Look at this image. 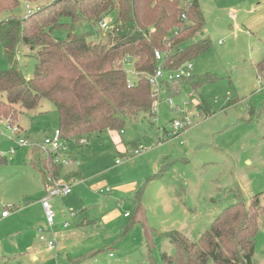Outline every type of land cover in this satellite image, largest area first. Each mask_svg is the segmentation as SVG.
I'll return each instance as SVG.
<instances>
[{
	"label": "rangeland",
	"instance_id": "rangeland-1",
	"mask_svg": "<svg viewBox=\"0 0 264 264\" xmlns=\"http://www.w3.org/2000/svg\"><path fill=\"white\" fill-rule=\"evenodd\" d=\"M261 1L199 0L205 21L194 37L209 38L210 46L191 62L193 75L207 80L196 87L184 82L180 89L192 90L209 113L197 106L191 128L159 145L158 136L170 129L172 118L168 107L159 105L157 116L139 111L123 117L124 153L107 130L84 137L86 144L75 140L68 145L75 161L61 165L57 176L72 185V192L51 200L56 253L39 239L51 236L35 204L45 195V179L32 160L43 154L16 146L21 137L36 144L51 137L58 126L56 109L41 99L36 108L23 110L10 124L17 134L0 119V152L6 154L0 157V264H160L161 254L175 252L171 233L194 242L223 208L264 192V29L241 23L251 15L247 7L256 8ZM26 9L21 5L14 13ZM8 16L0 13V20ZM96 29L90 39L104 42L108 31L99 24ZM190 47L187 41L181 49ZM35 56L36 49L23 45L15 54L13 65L27 79ZM123 66L127 80L134 82L133 64L125 61ZM6 67L0 45V69ZM11 148L15 151L8 154ZM136 149L143 152L133 156ZM5 209L9 217L2 219ZM252 260L264 264L263 228L256 232Z\"/></svg>",
	"mask_w": 264,
	"mask_h": 264
},
{
	"label": "trees",
	"instance_id": "trees-1",
	"mask_svg": "<svg viewBox=\"0 0 264 264\" xmlns=\"http://www.w3.org/2000/svg\"><path fill=\"white\" fill-rule=\"evenodd\" d=\"M42 1L0 0V13L11 15L0 20V45L8 63L0 69V119L12 124L23 110L26 113L41 99L49 100L57 112L60 136L69 145L106 130L122 138L124 116L139 111L150 114L151 89L143 72L155 69V48L170 42L181 49L191 41L190 48H182L168 62L177 67L210 46L209 38L194 37L204 25L197 0L188 13L189 24L176 36L172 32L178 25V0ZM21 5L31 8L15 14ZM104 17L112 18L113 28L104 42L91 40ZM83 27L91 32L82 31ZM21 45L36 49L28 79L13 65ZM127 56L137 72L133 84L123 66ZM206 80L193 76L189 85L196 87ZM198 107L209 113L204 101ZM32 165L43 179L46 173L59 175L61 167L37 154ZM136 200L139 211V195ZM260 228L264 229V192L252 195L248 203L237 201L223 208L194 242L178 231L171 233L175 252L161 254L160 264H254L255 235Z\"/></svg>",
	"mask_w": 264,
	"mask_h": 264
},
{
	"label": "built area",
	"instance_id": "built-area-1",
	"mask_svg": "<svg viewBox=\"0 0 264 264\" xmlns=\"http://www.w3.org/2000/svg\"><path fill=\"white\" fill-rule=\"evenodd\" d=\"M178 1V25L172 32V34L175 36L178 35L179 32H181L184 28H186L188 22V13L193 2V0ZM113 25L114 24L111 17H104L99 21V27L102 31L111 30L113 28ZM177 50L179 52L180 47L178 45H172L170 42H165L161 48H155L153 50V56L155 59L156 67L151 72H143L151 89L152 104L150 114L157 116L156 107H158L159 105L167 106L168 110L172 114V118L170 120V129L165 130L162 137L158 136L159 145H161L162 143L161 139L165 140L168 138H173L193 126L192 114L200 103L196 99L197 95L192 90L185 92L180 89L182 83L186 82L189 84V82L193 78L192 62L187 61L177 67L168 66V62L176 54ZM125 61L132 63L130 56L124 58V62ZM134 72L135 74H137L135 70ZM129 83L133 84V82ZM176 95H181V98L179 100H176ZM8 127L11 128L14 134L20 133L16 128L10 126V124H8ZM86 143L87 141L84 139V137L79 138L78 144L81 145ZM68 145L69 144L61 138L59 129L57 128L53 131V135L51 137H47L44 139L42 144L29 142L22 137L16 140L17 147L26 146L37 149L43 155L50 157L54 164L60 166L72 164L75 161L67 152ZM14 151L15 148H11L8 151V154H12L14 153ZM142 152L143 150L136 149L133 152V156L139 155ZM5 155V153L0 152V157H4ZM116 163H119V161L117 160ZM48 175L49 176L44 177L45 195L40 199V204L43 211L45 225L49 230L51 236L49 238H46L45 236L41 235L39 239L46 243V247L49 250L56 253L58 240L55 236V232L53 231L55 212L51 206V200L55 196L63 197L70 194L72 192V185L59 179L58 176H54L52 174L50 175L49 173ZM8 214L9 212L7 211V209L1 212L2 217L8 216ZM73 214L74 212L69 213L70 216H73ZM125 215H127V213ZM64 226H68L67 222L64 223ZM38 231L42 232L43 229L39 228Z\"/></svg>",
	"mask_w": 264,
	"mask_h": 264
},
{
	"label": "crops",
	"instance_id": "crops-1",
	"mask_svg": "<svg viewBox=\"0 0 264 264\" xmlns=\"http://www.w3.org/2000/svg\"><path fill=\"white\" fill-rule=\"evenodd\" d=\"M199 5L201 6V2H199V0H197ZM252 2H250V5H251ZM253 6H254V3H253ZM200 10H201V13H202V16L204 18V21H205V16H204V12H203V8L200 7ZM247 13L248 14H251V15H246L244 18H241L243 19L241 21L242 24H245L249 27H251L253 30L255 29H264V0L261 1V3H258V6L255 8L251 6V8L249 9V7H247L246 9ZM240 24V23H239ZM238 24V25H239ZM255 28V29H254ZM261 39H264V33L261 35L260 37ZM194 76V75H193ZM205 103V102H204ZM206 104V103H205ZM207 105V104H206ZM208 107V106H207ZM201 109V108H200ZM202 110V109H201ZM203 111V110H202ZM204 112V111H203ZM20 128H22L20 126ZM24 131H26V129L24 128L23 129ZM110 133V137L117 143L119 144V150L121 151V153H124V147L123 145L121 144V138L117 135V133H115L114 131H111L109 132ZM38 201L39 200H36L35 204L36 205H40V208H41V211H42V207H41V204H40V201H39V204H38ZM126 214V213H125ZM124 214V215H125ZM42 215H43V211H42ZM127 216V215H125ZM9 217V214L8 216H5V217H2V219H7ZM44 218V217H43ZM44 220V219H43ZM44 224H45V221H44ZM46 226V225H45ZM64 226V224H63ZM65 227V226H64ZM39 228H42V227H39ZM37 228V229H39ZM47 228V227H46ZM48 231V230H47ZM57 250H58V247H57ZM111 254V255H110ZM110 256H112V253L110 252L109 253ZM18 263V262H17Z\"/></svg>",
	"mask_w": 264,
	"mask_h": 264
}]
</instances>
